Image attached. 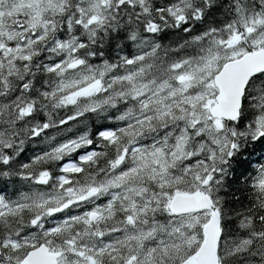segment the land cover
<instances>
[{
	"label": "snow or ice",
	"instance_id": "1",
	"mask_svg": "<svg viewBox=\"0 0 264 264\" xmlns=\"http://www.w3.org/2000/svg\"><path fill=\"white\" fill-rule=\"evenodd\" d=\"M0 264H264V0H0Z\"/></svg>",
	"mask_w": 264,
	"mask_h": 264
}]
</instances>
